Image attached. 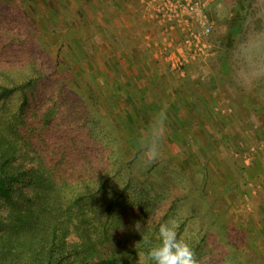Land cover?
<instances>
[{
  "label": "rangeland",
  "instance_id": "rangeland-1",
  "mask_svg": "<svg viewBox=\"0 0 264 264\" xmlns=\"http://www.w3.org/2000/svg\"><path fill=\"white\" fill-rule=\"evenodd\" d=\"M120 1L0 0V71H11L15 78L22 79L33 75L31 70L35 65H41L45 69L56 65V79L48 87L54 84L53 88L60 89L57 92L68 96L70 104L73 101H86L83 98L90 93L96 101V105L92 106L93 113L96 111L98 115L118 122L125 130L127 142L140 149L151 139L153 129L150 134L142 133L143 130L138 135L135 133L134 108L125 100V96L120 98L112 83H116L120 74L126 72L133 76L135 82L141 77L142 73L128 63L132 51L125 53V47L121 45L124 39L120 40V36H125L123 29H126V16L140 18L144 11L137 0H129L128 10ZM233 8L234 0H223L214 6L212 18L215 27L209 36L213 47L206 61L211 72L202 77V88L198 91L207 103L205 110L209 114L208 119L199 117L198 120L201 122L203 119L202 126L211 138H216L217 150L212 142L213 145L208 144L203 149L185 152L177 149L173 143L164 141L163 138L166 139L167 135L160 133L163 139L160 141L161 154L151 161L156 162V181H159L156 184L161 186V192H157L154 184L156 181L152 182L153 185L149 182L148 208L154 216L156 208H163L161 213L168 212L177 222L178 238L183 237L187 241L199 233L205 216H209L207 212L223 209L230 226L238 235L235 237V251H230L237 256V260L253 259L257 264H264V140L260 131L264 121V0L251 2L245 26L231 51L230 70L224 79L219 80V68L224 62L221 54L225 50L221 42L227 29V20L233 15ZM159 30L162 33L163 29ZM96 32L105 35L108 32L112 36L104 39V54L96 52L93 38ZM121 32L124 35H120ZM158 34L156 33L157 36ZM161 36L160 43L164 39L163 34ZM162 48L158 50V55L163 57ZM169 68L172 72L175 71L170 66ZM176 74L183 79L184 75ZM257 81H260L261 89L255 95L258 94L261 99L248 104L249 91ZM69 84L78 86L84 96L71 93L72 86ZM178 85L167 86L170 97L177 99L175 94L180 95L179 88L183 86L178 88ZM197 95V92L190 93L192 100ZM68 107L69 105L66 106ZM80 112H83L82 109L77 113L74 110L60 113L62 127L66 131H59L57 138L67 139L71 144L68 149H74L72 157L81 160L89 169L96 165L112 172L118 158L113 155L109 156V162L95 160L98 149L95 143L91 144L90 137L87 136L90 141L85 139L84 128L88 127L89 118L85 119L86 115L81 118ZM106 119L98 127L104 128L108 124L111 130V122ZM217 123L220 124L218 127ZM191 127H198L197 122ZM185 135L188 142L194 136L190 133ZM185 139L181 143L183 146ZM151 161L148 158L139 159L142 166L134 167V175H140L138 172L142 169V173ZM206 165L211 167V175H208ZM166 166L167 177L176 180L174 184L177 187L174 189H167V186H163L165 183H161L164 182L161 167ZM173 167L179 170L184 168L180 175L179 172L176 175ZM146 177L154 180L151 174ZM224 179L228 182L225 185ZM161 202L165 204L164 207ZM188 206L198 210L202 208V211L199 210L194 215L188 211ZM211 226L217 231L214 223ZM221 235L225 237L224 234ZM213 244L219 255L226 258L224 247L216 246L215 239Z\"/></svg>",
  "mask_w": 264,
  "mask_h": 264
},
{
  "label": "trees",
  "instance_id": "trees-1",
  "mask_svg": "<svg viewBox=\"0 0 264 264\" xmlns=\"http://www.w3.org/2000/svg\"><path fill=\"white\" fill-rule=\"evenodd\" d=\"M252 1L234 0L233 15L227 20L221 42L225 50L221 54L224 62L219 68V80L230 70L231 51L245 26ZM33 68V75L22 79L15 78L11 71H0V264H138V253L158 243L159 225L173 218L166 211L161 213L163 208H156V216L148 208V189L157 180L156 162H148L142 173L141 169L140 175L135 176L134 167L142 166L139 159L148 158L145 146L135 148L127 142L125 130L118 122L93 113L96 101L90 93L83 98L86 101L78 98L79 103L73 101L72 105L68 96L53 88L54 84L48 87L56 79V65L52 69L41 65ZM259 82L249 91L248 104L261 99L255 95L261 89ZM201 88V83L194 85L196 92ZM71 93L84 96L78 86H72ZM81 109L80 117L89 118L88 127L84 128L85 139L90 137L91 144L95 143L98 149L95 160L109 162V156L113 155L118 158L112 172L96 165L89 169L72 157L74 149H68L71 144L67 139L57 138L59 131H66L60 113L64 110L77 113ZM133 116L136 129H141L144 118ZM105 119L111 122V130L108 124L98 127ZM196 122L198 127L192 131L191 125ZM199 122L188 112L182 126L169 122L175 127L169 135L175 138L181 136L175 135L177 131L180 134L192 131L193 142L183 149L185 152L188 148L213 145L212 142L217 150L216 138H211L204 123L201 124L203 121ZM260 131L264 140V121ZM205 168L211 175V167ZM182 169L174 168L173 172L180 175ZM161 173L164 187H177L176 180L167 177V166L161 167ZM149 174L153 181L146 177ZM224 181V185L228 183ZM157 182H154L157 192H161ZM161 206L165 204L161 202ZM199 210L188 208L194 215ZM207 215L199 233L188 240L198 260L203 264H257L253 259L237 260L232 253L238 235L223 209ZM213 223L217 231L212 228ZM213 239L216 246L224 247L226 258L219 255Z\"/></svg>",
  "mask_w": 264,
  "mask_h": 264
},
{
  "label": "crops",
  "instance_id": "crops-1",
  "mask_svg": "<svg viewBox=\"0 0 264 264\" xmlns=\"http://www.w3.org/2000/svg\"><path fill=\"white\" fill-rule=\"evenodd\" d=\"M140 1L141 0H137V3L142 7L144 15H142L140 18L135 17L133 19L132 17H129L130 15L126 16V29H123L125 30V36H120V40L122 38L124 39L121 45L122 47H125L124 49L126 50V54H128V51H132V53L129 55L130 58L128 59V63H131L133 66L132 68L137 69L140 73H142L141 77L137 79L138 82H135L133 76H131L129 73H122L117 78L118 80L116 83H112V85L117 88L118 92L115 90L114 91L120 95V98L125 96V100L131 103V107L134 108L132 112H135L138 118H144L141 119L142 128H137L136 132H142L143 130L142 133L150 134V130L153 129V124L155 123V115L159 113L162 107L166 105L167 119L164 121L159 134L161 133V135H167L166 139L163 138L164 141L173 143L176 145L177 149H185L191 145V142H193L192 131L197 127H191L192 131L190 134L192 138L188 142V139H185L186 132H184V134H180V131L175 132V135H181L178 137L176 135L177 138L171 137V135H169L172 134V128H175L174 126L171 127L169 122L173 121L174 125L179 127L183 125L185 119H188V112H192L196 119L199 117L205 119V117L209 115L205 110L207 103L205 102L204 97L197 92L198 95L196 97H198V99L195 97L192 100L190 93L192 91L196 93L194 85L198 83L202 84V77H206L208 72H211L210 65L206 64V61L209 59L211 54L208 53L204 57H197L192 62H190L189 65H186L181 72H172L165 61L164 56L162 57L158 55V50L163 46V44L160 43L162 41V33L159 28L161 29V27L156 22L155 18H153L150 13L145 11L144 3ZM120 2L122 5H124L126 10L130 9L129 0H121ZM122 33L123 32H121L120 35H124ZM156 33H159L158 36ZM110 37L112 38V36H109L108 32H106V35L100 32L94 33V46L98 54L105 53V49L103 47L105 41L104 39H109ZM127 37L129 39H127ZM207 41L212 49L213 45L211 42V37H208ZM176 73H180V76L184 75L183 79L179 78V75ZM174 84H179L178 88L181 85L183 86L182 88H179L181 91L180 95L178 96L175 94L177 99L170 97L168 93L169 90L167 89L168 85L172 86ZM142 109L144 112H142ZM149 115L150 118L148 117ZM201 120L203 121V119ZM183 139L186 140L184 141L185 146L181 145ZM207 146L208 144L201 148L195 149L200 150ZM188 150H190V148H188Z\"/></svg>",
  "mask_w": 264,
  "mask_h": 264
},
{
  "label": "built area",
  "instance_id": "built-area-1",
  "mask_svg": "<svg viewBox=\"0 0 264 264\" xmlns=\"http://www.w3.org/2000/svg\"><path fill=\"white\" fill-rule=\"evenodd\" d=\"M223 0H143L145 9L161 26L162 54L175 71L197 57L206 56L211 46L207 38L215 22L212 12Z\"/></svg>",
  "mask_w": 264,
  "mask_h": 264
},
{
  "label": "clouds",
  "instance_id": "clouds-1",
  "mask_svg": "<svg viewBox=\"0 0 264 264\" xmlns=\"http://www.w3.org/2000/svg\"><path fill=\"white\" fill-rule=\"evenodd\" d=\"M167 107H162L161 111L154 117L153 134L149 141L145 142V155L148 159L155 160L161 154L159 135L160 129L167 119ZM177 222L175 219H169L159 225L156 240L158 243L148 248V250L138 253V264H203L198 260L194 248L183 237L178 238ZM139 229V225H137ZM143 240H147L143 236Z\"/></svg>",
  "mask_w": 264,
  "mask_h": 264
}]
</instances>
